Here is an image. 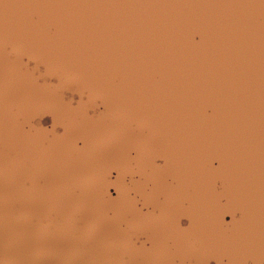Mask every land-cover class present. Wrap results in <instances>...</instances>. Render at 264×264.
<instances>
[{"label":"water","instance_id":"water-1","mask_svg":"<svg viewBox=\"0 0 264 264\" xmlns=\"http://www.w3.org/2000/svg\"><path fill=\"white\" fill-rule=\"evenodd\" d=\"M81 213L65 243L42 221ZM0 229L80 264H264V0H0Z\"/></svg>","mask_w":264,"mask_h":264},{"label":"rangeland","instance_id":"rangeland-1","mask_svg":"<svg viewBox=\"0 0 264 264\" xmlns=\"http://www.w3.org/2000/svg\"><path fill=\"white\" fill-rule=\"evenodd\" d=\"M94 218H95L94 215L81 213L78 215V217H75L73 219L72 223L71 222L65 223V220H62L60 218L57 219L55 216L43 218L42 221L44 223H48L47 226L50 227L49 228L50 230H55L54 235L57 233L59 240L61 239V241L59 243H61V242L65 243V240L67 239L66 233L69 232L70 233L69 236L74 235L73 233H75L74 236L78 237L79 231H80V226L91 222L92 220H94ZM56 219L59 222H57ZM34 222H35V219H34ZM67 224H69V225H67ZM56 226L58 227L57 232H56ZM5 230L0 229V257H1L0 263L1 264H17V261H22V257H21V259L19 258V254H20L19 249H15V247L14 246L12 247V244L9 243L7 247H11L10 249H12V255L10 256L9 254H6L4 252V250L6 249V245L9 242V238L6 237ZM74 236H72V237H74ZM33 237H34V235L33 234L31 235L29 233V236H28V234H23V235H20V237H16L15 239H20L21 242L26 243V244L29 243L30 245L35 247L36 243L34 242ZM13 240L14 239H12V241ZM12 241H10V242H12ZM65 246H66V244H65ZM60 252H61V254H60ZM72 258L73 257L71 256L70 252H68L66 250H59V252H57V254H52V255H50L46 252H45V254H42V255L36 254L35 256L30 258L31 260L26 261V264H66V261L68 263L72 262ZM90 260H91V257L87 258L88 262ZM122 262L123 261H119V262H116V264H121Z\"/></svg>","mask_w":264,"mask_h":264},{"label":"bare ground","instance_id":"bare-ground-1","mask_svg":"<svg viewBox=\"0 0 264 264\" xmlns=\"http://www.w3.org/2000/svg\"><path fill=\"white\" fill-rule=\"evenodd\" d=\"M10 241H12V238H9V242L6 245V249L4 250V252L6 254H9L10 256L12 255V249H10L11 247H7L9 243H11L12 247L14 246L15 249H19L20 250L19 258L21 259V257H22V261H17V264H26V261L31 260L30 258L35 256L34 252L38 251V250L34 249V247L32 245H30L29 243L26 244V243L21 242L20 239L14 238V240L12 242H10ZM38 243H39L38 248L42 249V244H40V241H38ZM62 246H63V244H62ZM81 251H79V249L78 250L76 249L73 252V254H75L76 256H73L72 262L68 263L66 261V264H80V258H82V254H83V253H81Z\"/></svg>","mask_w":264,"mask_h":264},{"label":"snow or ice","instance_id":"snow-or-ice-1","mask_svg":"<svg viewBox=\"0 0 264 264\" xmlns=\"http://www.w3.org/2000/svg\"><path fill=\"white\" fill-rule=\"evenodd\" d=\"M120 186V183L119 184H116V187L118 188ZM223 211H224V214H225V216H227V214H228V209H223Z\"/></svg>","mask_w":264,"mask_h":264}]
</instances>
